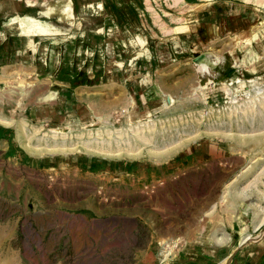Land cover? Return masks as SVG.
I'll use <instances>...</instances> for the list:
<instances>
[{"label": "rangeland", "instance_id": "obj_1", "mask_svg": "<svg viewBox=\"0 0 264 264\" xmlns=\"http://www.w3.org/2000/svg\"><path fill=\"white\" fill-rule=\"evenodd\" d=\"M91 1L0 32V264H264V0Z\"/></svg>", "mask_w": 264, "mask_h": 264}, {"label": "bare ground", "instance_id": "obj_2", "mask_svg": "<svg viewBox=\"0 0 264 264\" xmlns=\"http://www.w3.org/2000/svg\"><path fill=\"white\" fill-rule=\"evenodd\" d=\"M90 6L95 8V7H99L100 5L99 3H97V0H92ZM53 27H54V23L51 22V20L50 21L49 20L43 21L41 19L38 20L35 17H32L30 15H22V16L14 15L4 22L3 29L0 32L2 34L6 33L11 37L18 36L21 38H24V37L26 38L28 37V35L31 36V35H37V34H45L46 32H47L46 34L51 33L53 31L52 29H54ZM48 31H51V32H48ZM50 97L51 96H45V99L46 100L50 99ZM247 237L248 235L245 236V238ZM165 253H166V250H163L161 251L160 255H164Z\"/></svg>", "mask_w": 264, "mask_h": 264}, {"label": "crops", "instance_id": "obj_3", "mask_svg": "<svg viewBox=\"0 0 264 264\" xmlns=\"http://www.w3.org/2000/svg\"><path fill=\"white\" fill-rule=\"evenodd\" d=\"M8 0H3V3H4V17H10V16H14V15H24V14H33V15H38L39 14V12H40V10H41V8H42V6H41V2H43V1H45V0H40L38 3H39V5L40 6H36V9L34 8V4H33V1L34 0H23V1H25V3L27 4L25 7H26V9L27 10H29L28 12H26V13H24V14H20L19 12H18V9H17V7H16V5H15V0H12V6H8V5H10V4H6V2H7ZM20 1V0H19ZM71 2H72V0H70ZM7 7H13V9H14V11L12 12V13H9V14H7L6 15V11H7ZM72 7H73V2H72ZM35 9V10H34ZM241 24V25H240ZM232 27H233V29H235V30H237V29H239L240 28V26H242L243 28L246 26L245 25V23L242 21H240V20H236L235 22H232ZM240 25V26H239ZM11 37V36H10ZM15 39L16 40H26V38H17V37H15ZM68 167H74V168H79V167H76V166H73V165H70V166H68ZM80 169V168H79ZM109 169H112V167L111 168H109ZM170 245V243H164V246L163 247H165V248H167L168 246ZM161 246V247H162ZM166 250V249H165ZM167 252H168V250H167Z\"/></svg>", "mask_w": 264, "mask_h": 264}]
</instances>
